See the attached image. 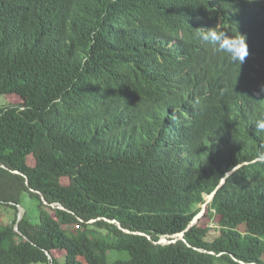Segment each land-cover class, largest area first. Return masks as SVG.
<instances>
[{"label":"trees","instance_id":"trees-1","mask_svg":"<svg viewBox=\"0 0 264 264\" xmlns=\"http://www.w3.org/2000/svg\"><path fill=\"white\" fill-rule=\"evenodd\" d=\"M0 95V264H264V0H0Z\"/></svg>","mask_w":264,"mask_h":264},{"label":"clouds","instance_id":"clouds-1","mask_svg":"<svg viewBox=\"0 0 264 264\" xmlns=\"http://www.w3.org/2000/svg\"><path fill=\"white\" fill-rule=\"evenodd\" d=\"M218 25L207 29H196L197 38L202 44L211 46L216 53L226 54L233 63L242 64L248 55L247 37L241 34L231 36L226 31H218ZM256 128L264 132V119L256 122Z\"/></svg>","mask_w":264,"mask_h":264},{"label":"rangeland","instance_id":"rangeland-1","mask_svg":"<svg viewBox=\"0 0 264 264\" xmlns=\"http://www.w3.org/2000/svg\"><path fill=\"white\" fill-rule=\"evenodd\" d=\"M21 100L16 95H0V108H4L10 104L20 103ZM208 201L210 197L207 198ZM22 209H19V215L23 216L27 212V216L30 218L32 222H38L39 211L37 207V201L29 198L27 195L22 199ZM198 217V218H197ZM194 221L195 224H198L201 227H209L211 229V236L210 239L218 236V217H213L208 214L205 205H203L202 212L197 216ZM13 219L12 212L3 211V215L0 218V225L2 224H9ZM167 242V241H165ZM53 255L58 259H63L65 252L64 251H54Z\"/></svg>","mask_w":264,"mask_h":264},{"label":"water","instance_id":"water-1","mask_svg":"<svg viewBox=\"0 0 264 264\" xmlns=\"http://www.w3.org/2000/svg\"><path fill=\"white\" fill-rule=\"evenodd\" d=\"M224 182V181H223ZM212 198H213V195L212 196H210V200L209 201H211L212 200ZM19 209H22V207L21 206H19ZM21 218H22V216H20L19 215V218H18V221H20L21 220ZM198 218V217H197ZM197 218H195V219H197ZM195 221H193V223H194ZM119 227H120V224H119ZM16 231H19V228H18V226L16 227ZM179 239H184V234L182 233V234H179V235H176V236H174V239L173 240H167V239H162L161 240V242H163V243H172V242H176L177 240H179ZM165 241H167V242H165ZM50 259H52V257L50 256Z\"/></svg>","mask_w":264,"mask_h":264}]
</instances>
